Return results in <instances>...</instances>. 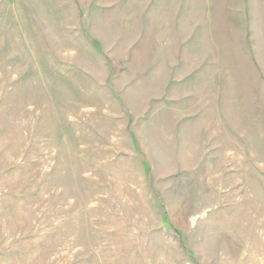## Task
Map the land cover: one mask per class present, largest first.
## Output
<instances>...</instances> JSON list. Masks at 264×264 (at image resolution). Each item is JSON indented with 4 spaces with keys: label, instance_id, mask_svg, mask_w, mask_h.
Returning a JSON list of instances; mask_svg holds the SVG:
<instances>
[{
    "label": "rangeland",
    "instance_id": "obj_1",
    "mask_svg": "<svg viewBox=\"0 0 264 264\" xmlns=\"http://www.w3.org/2000/svg\"><path fill=\"white\" fill-rule=\"evenodd\" d=\"M0 264H264V0H0Z\"/></svg>",
    "mask_w": 264,
    "mask_h": 264
}]
</instances>
